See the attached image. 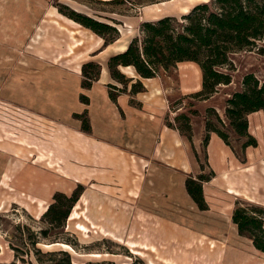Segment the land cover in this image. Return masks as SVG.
I'll return each instance as SVG.
<instances>
[{
    "label": "crops",
    "instance_id": "crops-1",
    "mask_svg": "<svg viewBox=\"0 0 264 264\" xmlns=\"http://www.w3.org/2000/svg\"><path fill=\"white\" fill-rule=\"evenodd\" d=\"M81 37H72L74 44H68L67 65L43 63L36 69L27 63L22 70L11 67L4 71L0 66V198L2 191L16 195L9 204L36 217L46 211L56 192L71 195L81 185L82 193L67 218L80 232L111 235L102 222H150L154 226L145 233H157V238L167 242L169 257L161 259L164 264H224L226 247L220 249L209 242L204 256L206 244L199 235L222 233L215 219L231 218L236 197L254 201L251 171L260 156V141L256 148H245V164L213 132L203 146L204 119H191L189 141L166 124L170 109L161 80L137 77L131 66L120 70L139 78L143 92L131 95L128 84L112 101L107 86L120 88V84L111 78L106 63H101L98 80L90 88H82L81 63L98 48L100 39L92 43L89 36ZM79 45L86 50H75ZM126 47V40L120 38L100 53ZM71 62L78 64L69 68ZM181 64L197 72L191 81L181 71L182 93L200 90L198 66L192 62L177 65ZM80 95L88 102L80 101ZM206 103L205 108L211 100ZM203 111L200 108L198 113ZM83 113L88 118V132L82 130L79 119L72 118ZM253 115L264 127V114L259 111L247 117L248 132L256 136L250 121ZM194 151L198 156L204 151L214 173L202 183L208 206L204 211L197 209L185 187L188 177L195 179L201 173ZM125 243L140 256L142 252L135 247L159 251L157 245Z\"/></svg>",
    "mask_w": 264,
    "mask_h": 264
},
{
    "label": "rangeland",
    "instance_id": "rangeland-1",
    "mask_svg": "<svg viewBox=\"0 0 264 264\" xmlns=\"http://www.w3.org/2000/svg\"><path fill=\"white\" fill-rule=\"evenodd\" d=\"M201 2L203 1L197 0L191 4L189 0H0V66L4 71V69H11V67L22 70L27 67V63L34 65L36 69L41 68L43 63L56 66L67 65L69 62L65 57L68 54V44H74L72 37L75 36L79 39L82 36L86 39L89 36L92 43L100 39V44L98 48H93L95 50L89 53V57L81 63V67L87 62L97 63L101 67V63L107 65L109 57L122 51L107 50L100 53L102 48L108 46H104L103 39L88 28H86L88 30H84L85 27L68 18L65 14H70L71 11L76 12L113 27L117 32V40L125 39L128 46L134 37L140 36V26L143 22H153L166 16L180 17ZM184 7L187 10L182 13ZM71 21L77 25L70 23ZM104 34L109 39L114 35V32L108 30ZM74 49L86 50V46L79 45ZM78 62L75 64L71 62L69 68H73ZM230 65L232 69L228 73L231 75V83L218 86L216 92L208 98L211 100L209 104L211 106L207 105L206 108L203 103L206 105L208 99L194 98V94L200 90L182 93V88L180 89L183 85L182 76H180L181 71L185 72L189 80H195L197 72L192 66L188 64L177 65L168 71H160L155 78L161 80L168 96L170 112L166 116V123L183 126L182 120L175 121V117L181 113L186 114L190 122L191 119H196L197 122L202 119L205 121L208 117L227 134L230 149L238 160L245 164V148L242 149V144L248 139L236 135L228 126V121L224 115L225 102L233 92L242 89V80L245 75L252 74L259 80L264 79V37L258 40L254 46L231 54ZM120 72L124 74L121 70ZM133 72L139 77L134 69ZM124 76L125 79L131 78L125 74ZM133 79L135 81L139 78ZM0 80L2 81V79ZM80 101L82 100L80 99ZM209 107L214 109L223 126L216 121L213 114L206 113V109ZM200 108H204L202 114L198 113ZM192 112L195 114H191ZM75 115L77 114H73L72 118L79 119L82 128L83 121H88L86 113L80 114L83 116L76 117ZM250 121L251 126H254L256 136L249 135L256 140V147L260 141L259 150H261L260 156L257 160L255 159V165L252 166L251 171L253 175L251 197L254 201L248 200L245 196V198L236 197L235 203L240 202L244 206L248 203L264 209V127L255 115L251 116ZM198 158L202 165L201 173L207 175L212 170L208 168L204 151ZM245 186L247 187V185ZM2 192L0 198V264L49 263L51 257L48 253L58 251L68 253L71 264L102 262L164 264L161 259L169 257L165 239L157 238V233H145L146 229L154 226V223L146 222L139 225L138 222L134 221L129 223L108 221L101 224L111 231V235L93 231L83 233L79 231L78 226L74 225L73 220L67 221L66 219L63 227L49 226L43 221L42 215L32 217L24 209L9 204L16 195H12L8 191ZM261 216L264 219V212L261 213ZM216 218L215 223L222 233H202L199 235L203 243L206 244V255L204 256L208 254V243L213 241L220 249L222 247L227 249L223 259L224 264H264V253L256 250L247 237L238 234L231 218L228 220L226 216L225 218L220 216L219 218L224 219L222 222H218V216ZM41 230H48V238L50 239H42ZM53 237H58V239H53ZM35 241L38 242L35 243ZM127 241L155 247L157 245L159 251L154 252L139 246L134 249L142 252V255H136L126 245L125 242ZM195 264L199 263L195 261ZM217 264H221V262Z\"/></svg>",
    "mask_w": 264,
    "mask_h": 264
},
{
    "label": "trees",
    "instance_id": "trees-1",
    "mask_svg": "<svg viewBox=\"0 0 264 264\" xmlns=\"http://www.w3.org/2000/svg\"><path fill=\"white\" fill-rule=\"evenodd\" d=\"M65 15L101 37L104 46L117 40V32L105 23L72 11ZM108 30L114 32L109 39L104 34ZM263 37L264 0H209L194 5L180 17L166 16L153 22H143L140 26V36L134 37L124 51L112 55L107 60L111 78L122 86L118 88L108 85L109 97L115 101L119 93L126 91L129 82H131V95L144 91V86L139 79L135 81L133 78L125 79L119 67L131 66L140 78L148 79L156 77L160 71L175 68L179 63L192 62L201 72V89L194 94V98L206 100L216 92L218 86L231 83V75L228 73L232 69L230 55L254 46ZM100 70L101 67L97 63H84L81 67V87L90 88L98 80ZM80 99L84 103L88 102L83 95ZM257 111L264 113V79L259 80L252 74H248L243 77L242 89L233 92L226 99L224 109L228 126L236 135L248 139L242 144V149L257 146L256 140L248 133L247 120L249 114ZM206 113L213 114L216 121L223 126L213 108H207ZM177 120H182L184 125L166 124L170 128L177 129L181 135L191 141L192 130L189 117L181 113L175 117V121ZM82 130L85 132L90 130L87 120L83 121ZM211 132L230 146L227 134L206 117L205 134L202 140L204 147L208 143ZM194 155L202 169L195 151ZM213 176L214 173L209 171L207 175L201 173L195 179L188 177L185 181L188 195L201 211L208 209L202 193V183L209 181ZM82 190L83 186L78 185L71 195L56 192L52 202L42 214L43 221L49 226L63 227ZM263 212L264 209L258 206L248 203L244 206L236 202L231 216L238 234L251 240L254 248L262 253H264V219L261 216ZM47 231H40L42 239H50ZM48 255L51 260L44 264H71V258L66 252L58 251Z\"/></svg>",
    "mask_w": 264,
    "mask_h": 264
},
{
    "label": "bare ground",
    "instance_id": "bare-ground-1",
    "mask_svg": "<svg viewBox=\"0 0 264 264\" xmlns=\"http://www.w3.org/2000/svg\"><path fill=\"white\" fill-rule=\"evenodd\" d=\"M195 1H197V0H189V3L192 4V3H194ZM202 1H206V0H202ZM183 10L185 11V10H186V7H184Z\"/></svg>",
    "mask_w": 264,
    "mask_h": 264
},
{
    "label": "water",
    "instance_id": "water-1",
    "mask_svg": "<svg viewBox=\"0 0 264 264\" xmlns=\"http://www.w3.org/2000/svg\"><path fill=\"white\" fill-rule=\"evenodd\" d=\"M203 2H208V1H203ZM202 3V2H201Z\"/></svg>",
    "mask_w": 264,
    "mask_h": 264
}]
</instances>
